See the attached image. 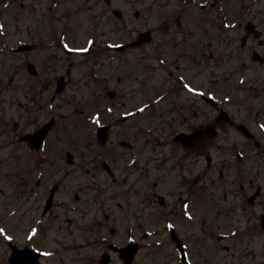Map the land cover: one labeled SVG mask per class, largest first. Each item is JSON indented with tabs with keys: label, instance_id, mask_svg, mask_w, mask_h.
Wrapping results in <instances>:
<instances>
[{
	"label": "rangeland",
	"instance_id": "rangeland-1",
	"mask_svg": "<svg viewBox=\"0 0 264 264\" xmlns=\"http://www.w3.org/2000/svg\"><path fill=\"white\" fill-rule=\"evenodd\" d=\"M18 1L4 0L0 5V120H5L0 125L7 123L10 127L15 122L24 135L54 118L56 125L47 140L50 162L41 168L40 184L44 181L40 190L52 181L62 185L55 194L53 208L38 228L37 241L30 242L28 235L40 221L50 186L35 197L34 179L39 177V168L32 170L21 139L0 148V172L5 174V179L0 178V228L12 237L11 242L16 238L21 241L16 242L17 246L58 250L51 264H82L84 257L91 254L94 259L101 254L106 243L121 246L132 240L140 248L133 264H178L167 234L166 225L172 223L179 237L187 240L188 257L198 260L193 264H227L225 257L231 244L244 257L230 264H264V236L258 224L264 209V131L260 127L264 125V96L260 94L263 100H256L253 93L244 91L254 88L258 79L248 71L252 66H245L244 76L228 72L226 76L218 64H202L206 60L203 53L209 52L207 41L194 48L179 45L171 29L163 30L170 19L175 21L177 9L182 7L176 0H113L110 8L100 0H64L52 16L48 12L50 0H28L21 10H15ZM205 2L197 0L195 5ZM114 9L120 10L122 19L113 17ZM46 20L49 27L65 26L66 31H60L59 36L66 35L69 46L89 50L87 54L61 53L60 46L57 49L51 42L56 41L55 36H51L48 47L39 44L32 53L10 54L18 42L28 41L33 35L47 42ZM145 32H150L152 39L137 49L114 52L109 47L138 40ZM27 63L34 65L36 76L26 71ZM66 71L70 73L65 77L64 91L49 103L56 79ZM174 75L185 76L187 83L188 76L204 94L201 85L208 84L205 95L215 99L231 120L230 124L219 123L216 136L204 139L195 153L185 154L179 146H172L171 139L188 131V125L211 123L216 112L198 99L195 104V97L190 99L184 93L198 114L193 121L190 112V121L184 123L180 113L170 109L177 103L174 93L166 96L172 84L163 86L157 81ZM109 90H115L118 97L110 104L104 97ZM182 99L186 107L188 101ZM146 105L151 106L149 111L122 126L114 123L128 111ZM93 116L99 117L98 125ZM238 124L247 127L259 142L257 149L236 132ZM99 125L114 126L102 148L94 139ZM118 140L130 146L120 147ZM207 151L212 160L209 166L204 160ZM57 155L67 156L70 163H57ZM8 157L16 159V170L12 160L6 166L1 163ZM102 161L116 170L112 178L101 170ZM55 164L61 168L55 170ZM237 169L239 174L234 172ZM180 176L186 184L196 180L198 188H205V193L199 191L196 195L194 207L188 209L192 219L187 222L180 221L177 214L185 197L179 186ZM127 183L131 188H141L142 193L140 189L131 192ZM65 205L69 208L61 209ZM18 209V214L7 221ZM217 235L225 240L217 242ZM104 238V245L98 244ZM233 238H239V242ZM5 241L0 237V249H6ZM84 242L87 245L82 246ZM110 264L120 261L111 255Z\"/></svg>",
	"mask_w": 264,
	"mask_h": 264
},
{
	"label": "flooded vegetation",
	"instance_id": "flooded-vegetation-1",
	"mask_svg": "<svg viewBox=\"0 0 264 264\" xmlns=\"http://www.w3.org/2000/svg\"><path fill=\"white\" fill-rule=\"evenodd\" d=\"M190 1V4L194 3V0ZM210 1L209 8H201V12H206L204 17V25H195L194 22L187 24L185 32L183 33L185 38L190 39L189 43L194 46L192 40L194 33H200L207 40L208 52L212 58V55H218L223 60V63H230L233 60L239 62H246L252 65V71L254 76H258L255 85L258 87L264 86V0H206ZM220 1V3L218 2ZM181 15H187L185 10L181 11ZM185 17L182 21L184 23ZM197 20L198 18H194ZM236 25L235 28L225 27V25ZM181 25L179 26V28ZM230 51V52H229ZM230 53V54H229ZM218 61V60H216ZM219 62V61H218ZM224 65V64H223ZM222 65V66H223ZM177 80L178 85H183V76H179ZM182 78V79H181ZM258 94L264 95V89L260 88ZM179 100L183 94V89L178 90ZM191 103V101H189ZM185 108V106H183ZM191 105L187 104L186 113L191 110ZM197 118L196 114L192 116V119ZM187 123L189 120H183ZM204 142V141H203ZM179 146L182 151L186 153H195L197 147L188 149ZM190 156V155H189ZM182 186V181L179 180V186ZM178 186V188H180ZM194 193L190 191L188 197L193 198ZM219 241V240H218ZM8 250V249H7ZM174 259L177 262L179 257L177 251L174 250ZM45 252H50L45 250ZM59 252L55 251L52 256H39L38 264H51L53 256H57ZM9 255V250H8ZM4 256V255H3ZM7 256V255H6ZM8 258V257H7ZM6 259L2 262L6 263ZM197 259H190L194 263ZM198 261V260H197ZM1 262V263H2ZM88 264H100V259H88Z\"/></svg>",
	"mask_w": 264,
	"mask_h": 264
},
{
	"label": "water",
	"instance_id": "water-1",
	"mask_svg": "<svg viewBox=\"0 0 264 264\" xmlns=\"http://www.w3.org/2000/svg\"><path fill=\"white\" fill-rule=\"evenodd\" d=\"M61 87H62V84L59 81L58 87H57V90L56 91L59 92L61 90ZM109 97H111V96H109ZM209 102H211V101H209ZM222 117L224 118L225 115L222 114ZM48 128H49V126L46 125V126H44L43 129H41L40 131H38L35 135H32V136L29 137V139H32V146H35V147H38L39 146V144H40L41 140L43 139L45 133L47 132ZM210 128H212V127H209L207 129H205L204 131H197L194 134V136L196 138H198L197 140H199V138L201 137V135H203L205 132H209ZM107 129L108 128H101L98 131V135L100 136V139L103 142H104V140L106 138L105 132L107 131ZM240 129L242 130V132L244 133V135H248L247 131H245L243 128H240ZM34 138H37V143L35 142V140H33ZM262 226L264 228V219H263ZM171 238L174 241H176V243L178 244V242L175 239L174 235H172ZM136 248H137V245H130L126 249H124V250L121 251L120 257L123 259L124 264H130V262L132 260V257H133V254L135 253ZM102 261H103V264H105L107 262V255H103Z\"/></svg>",
	"mask_w": 264,
	"mask_h": 264
},
{
	"label": "snow or ice",
	"instance_id": "snow-or-ice-1",
	"mask_svg": "<svg viewBox=\"0 0 264 264\" xmlns=\"http://www.w3.org/2000/svg\"><path fill=\"white\" fill-rule=\"evenodd\" d=\"M5 7H6V5H5ZM2 27H3V26L0 25V28H2ZM225 27H232V28H235L236 25H225ZM0 35H2V32H0ZM88 43L91 45V44L93 43V41H88ZM112 46H114V45H109V47H112ZM64 47H65L66 49L68 48L67 45H65ZM69 50H71V49H69ZM163 63H164V61L161 60V61H160V64L163 65ZM181 79H182V78H181ZM241 82H242V81H241ZM182 86H183V88L186 89L188 92H195V89H194L193 87H191V86H190L189 84H187V83L183 84ZM199 94L202 95V93H199ZM49 107H51V105H49ZM145 107H146V106H145ZM108 111L111 112V109H108ZM138 111H144V109L141 108V109H138ZM92 120H93V122H94L95 124H97V125L99 124V117H98V116H93V117H92ZM260 127H261V131H264V125H261ZM185 208H187L186 205H185ZM184 215L187 217V219H189V220L192 219L191 215H188L187 211H185ZM166 227L169 228V229H172V228H173V224H172V223H168V224L166 225ZM35 232H36V229H32L31 232H30L29 235H28V238H29V239H32V237H33V235L35 234ZM148 235H151V233H148ZM232 235H235V233H232ZM0 237H3V239L6 240V241L12 239L11 236L5 234V230H4L3 228H0ZM129 238H130V237H129ZM157 243H159V242H157ZM185 247H187V245H185ZM44 255H49V253H44ZM185 259H187V257H185Z\"/></svg>",
	"mask_w": 264,
	"mask_h": 264
}]
</instances>
